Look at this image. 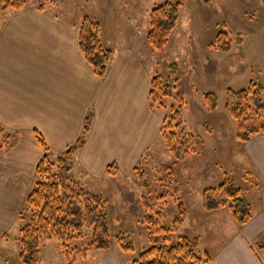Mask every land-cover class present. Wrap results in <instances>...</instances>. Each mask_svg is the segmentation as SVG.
<instances>
[{"label": "crops", "instance_id": "obj_1", "mask_svg": "<svg viewBox=\"0 0 264 264\" xmlns=\"http://www.w3.org/2000/svg\"><path fill=\"white\" fill-rule=\"evenodd\" d=\"M40 5L30 1L23 9L2 16L0 122L17 139L8 150H0V227L18 216L36 182L44 150L36 142L35 131L44 136L50 156H61L82 137L85 119L92 112L94 123L75 155L74 177L82 184L90 177L103 179L108 166L117 163L120 173L112 176L113 181L119 180L118 191L126 194L129 181L122 180V174L133 172L161 136L162 115L149 101L154 53L143 39L137 42L147 29L141 32L130 20L136 6L131 11L130 4L128 15L109 4L101 9V41L113 56L107 75L99 78L79 48L83 18L68 17L45 4L40 9ZM243 147L257 178L246 195L253 218L244 226L231 217L220 218V226L231 233L214 252L206 251L212 257L209 264H264L256 247L264 236V134ZM222 211L210 213L218 218ZM92 264L127 262L112 247Z\"/></svg>", "mask_w": 264, "mask_h": 264}, {"label": "rangeland", "instance_id": "obj_2", "mask_svg": "<svg viewBox=\"0 0 264 264\" xmlns=\"http://www.w3.org/2000/svg\"><path fill=\"white\" fill-rule=\"evenodd\" d=\"M30 1L45 4L49 9L68 17L89 16L98 22L101 9L108 4L111 9L119 7L121 14L126 15L130 4L131 11L135 5L136 12L130 20L141 32L145 28L148 32L150 28L152 8L165 2L183 3L180 24L163 57L149 46L147 33L143 38H137V42L140 44L143 39L146 48L154 53V75L166 77L170 64H179L176 89L183 94L187 103L183 112L184 129L193 138L195 152L177 161L161 135L137 165L143 166L148 173L152 195L141 187L135 169L122 174V180L126 177L129 181L128 194L118 191L119 180L113 181L114 177L108 173L102 176L103 179L86 178L87 182L84 180L83 185L95 194L102 193V197L107 200L112 247L127 264L138 259L150 246L142 204V198L146 195L165 197L163 225L168 228L172 227L176 219L177 202L181 198L188 212L178 235L199 236V251L214 252L231 233L229 229L221 227L219 222L229 217L233 220V216L228 207L221 208L223 211L217 214L218 218L207 212L203 205L204 191L219 187L226 177H230L248 196L251 190L249 185L257 182L256 173L250 163L247 164L243 144L238 139L237 122L227 113L226 103L228 90L239 92L251 84L264 88V0H213L210 5H204L200 0ZM222 30L230 33L232 38V50L227 55L212 46ZM238 38H241L242 43ZM142 52L151 64L146 52ZM215 65L220 68L215 69ZM207 93H215L219 98L215 112H209L204 103ZM175 103V99H167V108L158 111L162 116L170 115ZM58 156L54 153L50 158L56 161ZM6 221L0 227V264H23L18 243L22 223L18 216ZM117 235L130 239L134 249L123 251L115 241ZM256 247L264 259V252ZM102 253H89L85 258L76 257L73 264H92ZM41 259V264H68L61 243L56 238L42 245Z\"/></svg>", "mask_w": 264, "mask_h": 264}, {"label": "trees", "instance_id": "obj_3", "mask_svg": "<svg viewBox=\"0 0 264 264\" xmlns=\"http://www.w3.org/2000/svg\"><path fill=\"white\" fill-rule=\"evenodd\" d=\"M204 5L213 0H200ZM30 0H0V31L3 26L2 16L8 11H19ZM43 9V5L39 6ZM182 2H165L150 10V28L147 43L160 57L167 51L168 45L176 32L181 18ZM101 24L86 16L79 27V48L84 58L99 78H105L113 53L105 48L101 41ZM238 41L242 43L241 38ZM212 46L220 52L230 53L232 38L222 30ZM180 66L172 62L169 74L165 77L153 74L149 101L152 109H166L167 99H175L171 114L162 116L160 133L166 140L168 150L175 160H184L195 152L192 136L185 131L183 112L186 100L177 92L176 76ZM204 103L209 112H215L219 98L215 93L204 95ZM227 113L237 122L238 139L244 144L254 136L264 134V88L257 84L236 92L228 90ZM94 123L91 112L85 119L84 131L78 142L71 146L56 161L50 158L51 148L44 136L35 131L36 142L43 148L44 155L36 167V182L27 196L18 218L22 223L18 243L20 260L23 264H41V247L54 238L60 241L68 264H73L76 257H87L89 253L106 252L112 249L113 238L109 223L108 202L102 196L88 190L74 177L75 155L86 143V135ZM17 134L0 122V150L11 148ZM135 171L141 187L147 194L152 193V183L143 166ZM107 173L117 176L120 168L117 163L108 166ZM152 195V194H151ZM144 224L147 228L149 248L130 264H209L212 257L208 252L199 251L200 239L178 235L184 226L187 208L179 198L178 214L171 228L163 225L164 196L146 195L142 198ZM203 205L207 212L228 207L235 223L239 226L248 224L253 218L252 205L236 181L226 177L217 188L207 189L203 194ZM115 241L123 251L129 252L133 244L127 237L117 235ZM79 244V245H77ZM264 252V236L257 244Z\"/></svg>", "mask_w": 264, "mask_h": 264}]
</instances>
